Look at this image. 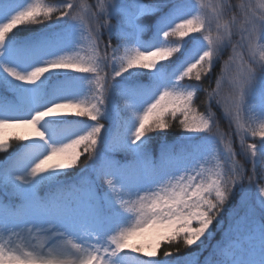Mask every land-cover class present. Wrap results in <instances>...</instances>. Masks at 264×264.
<instances>
[{
	"label": "snow or ice",
	"instance_id": "6c2138e0",
	"mask_svg": "<svg viewBox=\"0 0 264 264\" xmlns=\"http://www.w3.org/2000/svg\"><path fill=\"white\" fill-rule=\"evenodd\" d=\"M120 103L134 118L105 129ZM69 124L79 130L62 136ZM171 127L181 135H160ZM9 140L29 143L9 153L15 170L0 168V264H129L132 253L149 258L138 264H264V188L252 181L264 172V3L0 0V153Z\"/></svg>",
	"mask_w": 264,
	"mask_h": 264
},
{
	"label": "trees",
	"instance_id": "16d2710c",
	"mask_svg": "<svg viewBox=\"0 0 264 264\" xmlns=\"http://www.w3.org/2000/svg\"><path fill=\"white\" fill-rule=\"evenodd\" d=\"M33 2H36V0H33ZM39 2L41 4H45V5L55 6V5L65 3L66 0H39ZM73 2L95 5L97 3V0H73ZM144 2L147 4H152V3L158 2V0H144ZM186 2L197 3V4H199V3L206 4V0H186ZM225 2L232 4V5H236V4H239L241 2V0H225ZM148 22L149 21H147V20L145 21V23H148ZM48 23H50V22L45 20L43 24L35 25L32 27L35 29H45V25H47ZM17 31H23V30L18 29ZM212 35H215V32H213ZM141 38L145 41L151 40L152 34L149 31H145L144 33H142ZM176 41H178L177 37H171L169 40L170 43L176 42ZM105 42H106V33H105ZM103 46H104L103 43H101V46H100L101 50H103ZM258 47H259V45H257V48ZM231 55H232V49L230 47L225 49L223 54L220 56L219 60L216 62L215 69H214V72H213L211 78L210 79L205 78L204 80H202L201 87L204 89V91H201L198 93V98L196 100V105H197L198 111H201V112L204 111L205 107L207 106L208 95L210 93H212L217 88L216 77L221 73L222 70L225 69V67H226L225 61H227L228 57H230ZM173 59H175V57H173ZM108 71H109V73H111V69H109ZM69 75L77 76V75H81V74L71 72L69 70ZM184 83H191V81L185 80ZM95 86H96L95 82H93V87H95ZM229 89L230 88H228L227 86L221 87V89H220L221 95L224 96L223 94L225 92H227ZM213 111H217V114L219 115L218 109L216 108L214 101H213ZM134 115H135L134 112L126 110V106L124 103H120L118 105V107H113L112 105H108V116L105 119L101 120L100 122L104 124L105 129L112 130L118 120L134 118ZM63 118L71 120V121H83V122H86L89 124L93 123L92 121L87 120V117H75V116L69 115V116H66ZM79 127L80 126L78 124H69L64 129L60 130V134L62 136L71 135L73 132L79 130ZM220 129L222 132L228 133L229 128H228V124L226 121H224V120L220 121ZM18 131L23 132L24 130H18ZM160 135L167 136L169 138V140H171L172 138L181 135V130L178 127H171L169 129H167L164 133H161ZM256 141L259 142V136L256 137ZM249 142H251V141H249ZM9 143L11 145L9 152L0 153V168H2L3 171H5V172L15 170V168H14L15 156L10 155L9 153L15 152V154L18 155L20 153L26 152L27 149L25 148V145L29 142L19 141V140H9ZM234 147H235L236 151L240 150L238 140L235 141ZM115 157H116V159H120V160L127 158V157H125V155L123 153H120V152H116ZM237 159L247 169L248 175L245 177V184L247 185L248 177L252 176V167L250 164H247L245 162V159L243 156H239V157H237ZM82 168H84V157L83 156H81V160L78 163V166L71 170V173H73V174L78 173V172H80V169H82ZM81 174L85 175V176L90 175L89 172H84ZM252 181H253V192L254 193H255L256 189L264 188V172L257 170V174L255 176H252ZM46 191H47V189H45V188L41 189L42 194ZM3 198H4V200L8 199L7 196H4ZM234 203H235V201H234ZM219 238H220L219 233H217L216 239H219ZM213 243H215V240L213 241ZM167 247H168L167 244L162 245V247H161V249H159L158 255H157V257H155V259H163L162 253H163L164 249ZM173 250H174V247H173ZM186 251H189V249H186V248L182 249L180 255H183ZM210 251H211V247H209V249L207 251L203 252L200 258L203 259L204 256H207ZM172 258L175 259V257H172ZM145 259H149V258L143 256L142 253H132L131 258H130V260L134 261V264H138V261H142Z\"/></svg>",
	"mask_w": 264,
	"mask_h": 264
},
{
	"label": "rangeland",
	"instance_id": "374dc122",
	"mask_svg": "<svg viewBox=\"0 0 264 264\" xmlns=\"http://www.w3.org/2000/svg\"><path fill=\"white\" fill-rule=\"evenodd\" d=\"M218 2V0H206V4H213V3H217ZM251 3H253L256 7H257V10L259 11L260 10V5L262 4V3H264V0H251ZM232 55H233V53H232ZM231 55V56H232ZM228 60H229V57H228ZM227 60V61H228ZM227 68V65H226V67H225V69ZM224 69V70H225ZM224 86H227L228 88H230V86L229 85H227V84H225ZM224 96H229L230 95V89L227 91V92H225L224 94H223ZM151 242V240H150V237L149 238H144V239H142V240H140V241H138V243H150ZM130 264V263H129ZM132 264V263H131Z\"/></svg>",
	"mask_w": 264,
	"mask_h": 264
}]
</instances>
